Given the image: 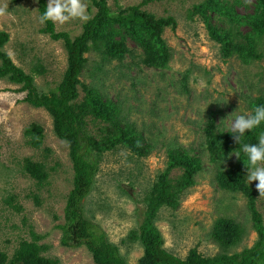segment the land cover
<instances>
[{
    "label": "rangeland",
    "instance_id": "obj_1",
    "mask_svg": "<svg viewBox=\"0 0 264 264\" xmlns=\"http://www.w3.org/2000/svg\"><path fill=\"white\" fill-rule=\"evenodd\" d=\"M143 1L110 0L109 6L117 13ZM205 1L155 0L142 5V10L156 18L173 17L177 23L175 30L167 28L163 34L171 55L166 69L147 67L143 50L130 38L126 39L129 51L123 59L103 60L94 52L86 55L88 62L75 103L82 104L92 89L112 100L119 106L123 124L136 130L139 145L146 152L137 155L118 146L97 155L100 172L83 203L84 216L119 247L128 264H139L144 255L136 238L153 187L169 169V154L175 151L200 158L203 169L195 184L178 198L177 207L162 206L156 212L154 226L163 236L164 248L181 259L194 249L206 257L225 252L211 236L216 222L223 218L234 219L245 231L241 243L230 253L251 248L257 240L247 199L241 193L222 190L215 179L220 169L237 165V156L232 154L225 160L224 155L214 154L206 129L212 127L216 135L231 132V120L221 124L222 120L236 111V115L249 114L255 101L264 99V37H257L258 44L263 40L258 48L260 59L247 64L238 54L224 57L223 44L212 38L209 25L232 30L237 43L243 42L237 39L238 32L245 35L250 28L230 24L214 12L203 18L194 7ZM238 1V15L254 12L256 0ZM5 3L8 14L0 18V31L7 32L10 40L4 51L26 73H34L41 92L55 90L68 65L64 42L42 32L45 24L39 22V0H0V5ZM85 3L92 18L96 8H90L88 0ZM86 21L76 19L55 24V28L75 38ZM38 66L45 69L44 74L35 73ZM19 88L0 79V252L11 258L22 242L37 238L38 245L45 247L42 255L59 264H96L85 247L70 249L61 243L63 233L58 225L64 223L74 177L69 144L56 136L51 114L24 103L26 93L17 92ZM87 121L89 133L98 141L111 136L102 121L92 117ZM32 124L43 130L40 149L26 143L24 132ZM25 159L43 164L47 180L40 183L31 178L23 169ZM182 173L171 170L168 180L175 181ZM257 183L250 185L264 220V197L260 198Z\"/></svg>",
    "mask_w": 264,
    "mask_h": 264
},
{
    "label": "trees",
    "instance_id": "obj_2",
    "mask_svg": "<svg viewBox=\"0 0 264 264\" xmlns=\"http://www.w3.org/2000/svg\"><path fill=\"white\" fill-rule=\"evenodd\" d=\"M110 0H88L90 8H96L92 18L83 24L80 35L72 38L68 32H57L55 24L45 23L43 33L54 41H63L67 50L68 65L63 79L55 90L41 92L36 86L35 76L26 73L17 66L4 51L10 40L7 32L0 31V79L20 86L19 93H26L23 99L35 108H43L54 120V132L58 138L69 144L70 159L73 164V189L68 195L64 210V223L58 225L62 231L61 243L64 247L78 249L85 247L93 256L96 264H128L119 247L109 241L106 233L95 223L84 216L83 203L92 193L96 177L100 172L99 156L105 150L125 146L137 155L145 154V148L139 145L136 130L129 124H123L119 106L112 100L100 96L97 90H88L82 104H77L78 89L82 85L81 76L88 60L86 55L94 52L103 60L123 59L128 53L126 39L130 38L143 50V62L147 67L166 69L170 62V48L163 39L167 28L176 29L173 17L156 18L142 10V5L155 0H144L141 5L120 9L113 12ZM46 0H39L40 16L47 6ZM239 4L223 3L220 0H207L195 6L203 18H209L210 12L226 17L230 24L248 26L247 34L238 32L234 40L232 30L209 25L212 38L223 44V56L238 54L244 63L252 59H260L257 37H264V0H256L251 15L240 16L236 12ZM91 10V9H90ZM36 74H44L42 66L35 68ZM264 105V99L258 98L254 106ZM102 121L108 127L105 131L111 136L106 141H98L88 131V119ZM212 126V125H211ZM208 131L210 149L214 154H221L228 160L232 154L237 157L236 166L228 170H219L215 179L218 186L227 192L241 193L247 199V207L251 214L257 240L253 247L242 252L230 253L229 250L239 245L245 234L240 223L231 218L219 219L212 231V238L225 252L214 257H206L196 249L191 250L185 259L174 255L164 248L165 242L161 233L154 226L156 212L162 206L175 208L177 200L183 192L195 184V177L202 171V161L190 157L181 151L170 152L169 169L159 177L148 199L149 207L140 226V235L136 238L144 249L139 264H264V220L257 209L255 192L247 183V170L244 162L247 157L240 146L234 142L232 133L215 134L212 127ZM264 132V124L245 134L242 143H257L258 136ZM26 143L33 149H40L44 141L43 130L32 124L24 132ZM23 169L38 182L48 178L46 167L30 159H25ZM171 170H181L182 176L175 181L168 180ZM173 184H172V183ZM37 239V238H36ZM24 241L9 258L0 252V264H59L57 260L42 255L45 247L38 245L37 240Z\"/></svg>",
    "mask_w": 264,
    "mask_h": 264
},
{
    "label": "clouds",
    "instance_id": "obj_3",
    "mask_svg": "<svg viewBox=\"0 0 264 264\" xmlns=\"http://www.w3.org/2000/svg\"><path fill=\"white\" fill-rule=\"evenodd\" d=\"M7 14L8 5L6 3L0 5V18L5 17ZM76 19L82 21L90 19L85 0H48L45 11L39 17V22L41 24L52 22L53 24L63 25ZM236 112L228 116L227 119L222 120L221 124L231 120L232 138L247 157V163L244 162L247 170V183L258 182L256 189L261 198L264 197V132L259 134L257 143H242V141L246 133L264 124V105L254 107L249 114L236 115ZM232 117L234 119H231ZM235 156L240 158L239 155Z\"/></svg>",
    "mask_w": 264,
    "mask_h": 264
}]
</instances>
